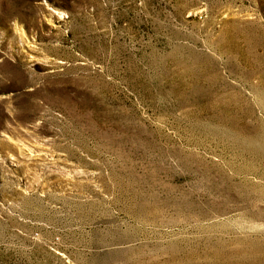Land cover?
Listing matches in <instances>:
<instances>
[{
	"label": "rangeland",
	"instance_id": "rangeland-1",
	"mask_svg": "<svg viewBox=\"0 0 264 264\" xmlns=\"http://www.w3.org/2000/svg\"><path fill=\"white\" fill-rule=\"evenodd\" d=\"M0 264H264V0H0Z\"/></svg>",
	"mask_w": 264,
	"mask_h": 264
}]
</instances>
